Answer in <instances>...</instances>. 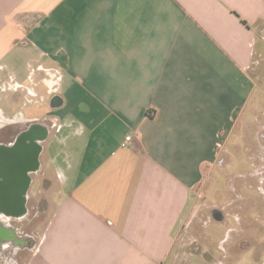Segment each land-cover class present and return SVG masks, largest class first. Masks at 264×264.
Instances as JSON below:
<instances>
[{
  "label": "crops",
  "instance_id": "obj_1",
  "mask_svg": "<svg viewBox=\"0 0 264 264\" xmlns=\"http://www.w3.org/2000/svg\"><path fill=\"white\" fill-rule=\"evenodd\" d=\"M262 34L264 0H0V150L37 148L26 197H46L0 264L174 262Z\"/></svg>",
  "mask_w": 264,
  "mask_h": 264
},
{
  "label": "rangeland",
  "instance_id": "obj_2",
  "mask_svg": "<svg viewBox=\"0 0 264 264\" xmlns=\"http://www.w3.org/2000/svg\"><path fill=\"white\" fill-rule=\"evenodd\" d=\"M257 45L259 49L264 48L262 43ZM248 73L259 88L244 109L241 119L230 129L223 149L219 148L224 162L203 170L198 185L192 189L187 219L190 233L187 228L179 235L174 251L175 264H187L188 260L191 264H206L203 263V253L206 251L212 255L213 264L225 262L224 251L230 252L232 257L229 264H255L251 250L240 255L233 247L235 231L240 228L234 218L229 217L225 223L219 224L210 221L206 213L202 212L205 205L225 208V213L236 214L240 220L243 215L246 224H242L241 230L254 232L259 237L264 235V182L259 181L256 174L258 171L264 174V52H261L258 63H254ZM39 190V180L36 179L32 193L36 195ZM45 198L32 197L28 203L29 218L23 223L14 224L20 232L30 234L34 242L40 235L45 216L44 212L37 214L36 211L39 201ZM197 213H200L199 218L192 222L198 216ZM193 239L197 240L200 252L197 249L191 251L195 254L189 258L187 247ZM23 257L25 254L20 252L19 259ZM174 262L170 260L167 264Z\"/></svg>",
  "mask_w": 264,
  "mask_h": 264
},
{
  "label": "flooded vegetation",
  "instance_id": "obj_3",
  "mask_svg": "<svg viewBox=\"0 0 264 264\" xmlns=\"http://www.w3.org/2000/svg\"><path fill=\"white\" fill-rule=\"evenodd\" d=\"M221 148V147H220ZM14 150V148L10 149ZM21 151V150H20ZM22 155L19 158H14L11 160H14L15 162L18 163V175L16 176V179L14 177V181L10 184V186H17L16 189L14 190H8L5 191L2 189L5 187V182H4V177L2 174L3 170V164L2 162L6 159L7 162H9L8 157H4V155H1L0 153V245L4 244L7 245V252L9 255V259L11 260L13 257V250L16 247L22 246L24 243L31 244L34 242V238L30 236V234H23L20 232L17 227H14V224H20L23 223L25 220L29 218L30 211L27 210V204H28V199L26 197V191L28 189H22L21 186L23 183L22 178L27 179L29 182V178L27 177V173L30 171H33L35 169V166L33 167L30 163V157L31 155H26L24 152H21ZM17 160V161H16ZM224 162V159L222 158V152L217 156V162L215 164H212L211 166L214 165H222ZM209 166L208 168H210ZM207 168V169H208ZM257 178L259 181L264 182V174L261 171H258L257 173ZM29 186V184H28ZM3 197H18L17 200H11L13 203V206L10 208L9 206H6V203L9 202ZM21 203V204H20ZM46 209V202L44 199L39 201L38 208H37V214L44 212ZM246 209V208H245ZM203 214L206 213L207 217L209 218L210 221H215L216 223L223 224L225 223V220L227 218H234L233 220L237 223V227L239 226V230L235 231V240L233 247L236 250V253L240 254L243 253L246 250H251V258L254 259L255 264H264V235L259 237L256 233L254 232H245L243 229L242 224H246V220L244 219L243 215L241 216L243 219L240 220V217H237L236 214L233 215H228L225 213V208H217L213 206H204L203 208ZM231 212V211H230ZM241 212V211H239ZM238 212V213H239ZM244 213V210L242 211ZM197 217L193 218L192 222L195 219L199 218L200 213H197ZM2 218V219H1ZM203 220V219H202ZM8 226V227H7ZM10 226V227H9ZM188 230L190 233V222L188 225ZM260 241V242H259ZM250 246H252L250 248ZM197 249V250H196ZM193 250H196L197 252L200 250V247L198 246L197 240L193 239L188 247H187V255L190 258V255H194V252H191ZM191 252V253H190ZM200 252V251H199ZM203 263L206 264H213L212 262V255H210L209 251H206L203 253ZM188 258V259H189ZM230 252L224 251V258L223 260L225 262H222L221 264H229L231 260ZM187 264H191L190 261L188 260Z\"/></svg>",
  "mask_w": 264,
  "mask_h": 264
},
{
  "label": "water",
  "instance_id": "obj_4",
  "mask_svg": "<svg viewBox=\"0 0 264 264\" xmlns=\"http://www.w3.org/2000/svg\"><path fill=\"white\" fill-rule=\"evenodd\" d=\"M21 141L18 143L20 144ZM20 148H22L21 145H19ZM1 151V155H4V157H8L10 160L9 162L6 161V159L2 162L3 164V170H2V174H3V177H4V182H5V187H3L2 189H4L5 191H8V190H14L17 188V186H10V184L12 183V181H14V177L16 179V176L19 174L18 171V163L15 162L14 160H11V159H14V158H19L21 157L22 155V151H19L17 148L15 150H0ZM31 151L33 154H31V157H30V163L31 165L34 167L35 164H36V159H35V154L37 152V148L35 146H32L31 148ZM17 161V160H16ZM18 173V174H17ZM23 183L21 186L22 189H25L28 187V184H29V181L27 179H24L22 178V182ZM5 198L7 201L6 203V206H9L10 204V208L13 206V203L11 202V200H17L18 197H3ZM21 204V203H20Z\"/></svg>",
  "mask_w": 264,
  "mask_h": 264
},
{
  "label": "built area",
  "instance_id": "obj_5",
  "mask_svg": "<svg viewBox=\"0 0 264 264\" xmlns=\"http://www.w3.org/2000/svg\"><path fill=\"white\" fill-rule=\"evenodd\" d=\"M130 139H131V137H130V136H127V137L125 138V142L130 141Z\"/></svg>",
  "mask_w": 264,
  "mask_h": 264
}]
</instances>
